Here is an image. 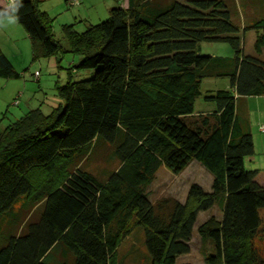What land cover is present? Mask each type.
Here are the masks:
<instances>
[{
    "label": "trees",
    "instance_id": "16d2710c",
    "mask_svg": "<svg viewBox=\"0 0 264 264\" xmlns=\"http://www.w3.org/2000/svg\"><path fill=\"white\" fill-rule=\"evenodd\" d=\"M119 1L82 32L63 24L64 49L41 0H16L14 13L0 0L28 34L33 61L79 55L67 81L54 84L57 106L0 128V264H124L117 248L131 220L151 264H188L177 258L190 251L198 213L213 205L220 218L197 229L212 245L203 264H264L255 243L264 186L258 169L245 168L254 141L236 112L240 97L264 95V16L242 26L227 0ZM246 30L255 32L252 54ZM206 41L233 53L203 54ZM78 70L91 74L73 80ZM21 76L0 49V77ZM207 77L229 84L203 93ZM200 97L213 109L196 111ZM193 160L212 175L210 191L192 183L185 202L153 204L147 187L159 167L178 174ZM93 161L117 166L100 177L86 167Z\"/></svg>",
    "mask_w": 264,
    "mask_h": 264
},
{
    "label": "rangeland",
    "instance_id": "374dc122",
    "mask_svg": "<svg viewBox=\"0 0 264 264\" xmlns=\"http://www.w3.org/2000/svg\"><path fill=\"white\" fill-rule=\"evenodd\" d=\"M71 1L75 0H41L39 4L40 9L52 19V33L64 49L68 48V40L63 32V24L72 23L76 31L82 32L89 23L95 24L105 20L109 9L121 4L119 0H77L78 3ZM227 3L236 8L234 20L239 25L264 16V0H227ZM9 32L14 34L12 28ZM240 37L245 53H255V32L246 30L243 36L241 31ZM0 41L2 43L0 49L9 57L14 68L22 74L20 78L0 77V128H4L32 108H40L44 113H49L57 106L62 100L56 94L54 84H63L67 81L68 71L78 63L79 55L62 51L58 58L40 57L33 61L30 43L28 51L23 48L22 41L15 43L23 49V53L17 56L14 55L16 54L13 53L14 51L12 52L15 49L14 45L5 43L1 35ZM201 47L203 54L230 56L233 53L231 46L225 41H206L201 43ZM259 55L264 58L262 51ZM35 70L39 71L38 79L33 77ZM90 74L89 70H78L72 73L71 77L76 80L86 78ZM228 84L229 79L226 77H207L201 82V91L204 93L206 90L226 88ZM15 98L18 99L17 103ZM208 103L200 97L196 100L195 107L199 109L202 105H210ZM236 112L241 125L252 134L254 141L253 154L244 158L245 168L259 169L256 180L264 185V133L259 131L260 124H264V95L240 97L236 101ZM116 166L115 161L112 163L93 161L86 164L89 171L100 177ZM211 177L212 175L203 166L195 162L178 174L161 166L147 187L148 198L155 205L166 198L183 203L192 183H197L205 189L209 187ZM198 214L189 242L190 251L186 256L179 258V261L188 264H203L210 242L201 239L197 231L198 226L211 216L220 218L221 211L217 205H213ZM259 214L261 227L264 228V209L260 210ZM129 227L128 234L123 237L117 248L118 259L124 264H151L144 243L143 230L136 226L134 220L130 221ZM255 243L264 250V230L256 237Z\"/></svg>",
    "mask_w": 264,
    "mask_h": 264
},
{
    "label": "crops",
    "instance_id": "0c3cea01",
    "mask_svg": "<svg viewBox=\"0 0 264 264\" xmlns=\"http://www.w3.org/2000/svg\"><path fill=\"white\" fill-rule=\"evenodd\" d=\"M71 3H72V1H71ZM78 3V2H77ZM122 5L123 6H126L127 5V0H122ZM10 28H12L13 30H14V34H11L10 32H9V30H10ZM0 35L3 37V41L5 42V43H11L12 45H14L15 46V49L14 50H12V52L13 53H16V54H14V55H17V56H19L20 54H22L23 53V49L21 48V47H18V45H16L15 43H17V42H19V40L20 41H22V44H23V48L25 47V50H29L28 48H29V43H30V45H31V42H30V39H29V36H28V34L26 33V31L24 30V28L17 22V21H15L14 23H6L5 24V26H2V27H0ZM0 43H1V41H0ZM2 44V43H1ZM11 44H10V47H11ZM18 51H20V52H18ZM5 53V52H4ZM253 53V52H252ZM6 54V53H5ZM9 58V57H8ZM36 71V70H35ZM202 104H205V103H202ZM208 104H210V105H202V107L201 108H199V109H195L196 111H209V110H212L213 109V107H214V105L212 104V103H208ZM260 125H264L263 123L262 124H260ZM259 131L261 132V133H264V132H262L260 129H259ZM193 162H195V163H198L197 161H195V160H193V161H191L186 167H185V169L184 170H186L187 168H189L192 164H193ZM199 164V163H198ZM160 168V167H159ZM183 170V171H184ZM182 172V171H181ZM259 175V169H258V174H257V176ZM210 185H209V187L208 188H205V190L206 191H210V187H211V182H212V177L210 178ZM260 184H261V182H259ZM261 185H263V184H261ZM264 186V185H263ZM199 215V214H198ZM198 215H197V218H198ZM221 215V214H220ZM197 221V220H196ZM195 224H196V222H195ZM195 226V225H194ZM212 249V245L209 243V245H208V250L210 251ZM188 254V253H187ZM187 254H183V255H180L178 258H177V262L178 263H185V262H182V261H179V258H182V256H186Z\"/></svg>",
    "mask_w": 264,
    "mask_h": 264
},
{
    "label": "clouds",
    "instance_id": "9594fccd",
    "mask_svg": "<svg viewBox=\"0 0 264 264\" xmlns=\"http://www.w3.org/2000/svg\"><path fill=\"white\" fill-rule=\"evenodd\" d=\"M22 6L18 3H13V13L18 11V8ZM17 17L12 13L0 12V27L5 26L6 23H14Z\"/></svg>",
    "mask_w": 264,
    "mask_h": 264
},
{
    "label": "built area",
    "instance_id": "2783aa9c",
    "mask_svg": "<svg viewBox=\"0 0 264 264\" xmlns=\"http://www.w3.org/2000/svg\"><path fill=\"white\" fill-rule=\"evenodd\" d=\"M6 1H8L10 4H13L14 3V0H6ZM16 1V0H15ZM72 2H77V1H72ZM34 78H36V79H38V77H39V71L38 70H36L35 72H34ZM17 101H18V99L17 98H15V102L17 103ZM260 130L261 131H264V125H261L260 126Z\"/></svg>",
    "mask_w": 264,
    "mask_h": 264
}]
</instances>
